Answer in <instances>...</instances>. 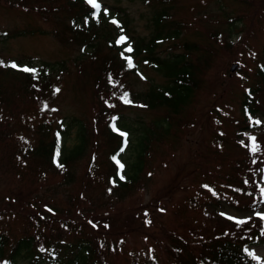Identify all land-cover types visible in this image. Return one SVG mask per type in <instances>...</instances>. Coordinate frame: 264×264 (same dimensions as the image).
<instances>
[{"label": "trees", "instance_id": "trees-1", "mask_svg": "<svg viewBox=\"0 0 264 264\" xmlns=\"http://www.w3.org/2000/svg\"><path fill=\"white\" fill-rule=\"evenodd\" d=\"M137 1L150 14L146 37L137 35L133 20L120 8H116L117 19L123 13L128 21V25L123 22V29L108 24L106 11L94 15L96 10L87 0H0V10L24 15L30 22L21 28H0V44L18 38L51 37L63 47L81 51L71 63L72 71L64 61L39 68L26 66L35 73L23 72L19 66L13 69L10 65L16 61L0 54V177L7 187L0 195V264H111V255L125 250V234L142 229L146 234L150 230L158 234L166 226L148 205H140L137 213L112 215L109 210L149 177L148 173L142 176L150 144L166 139L172 125L184 128L190 122L186 110L201 90L208 65L199 56L193 58L200 53L196 41L183 36L184 26L172 17L170 1ZM203 1L205 5L200 7L209 10L207 0ZM236 1L243 11L219 12L223 27L243 33L239 27L244 19L253 17L251 9L264 20V0ZM121 33L126 40L118 43ZM223 44L228 50L233 48L226 41ZM129 45L131 53L124 51ZM128 56L132 68L127 65ZM138 58L165 83L133 89L132 81L140 76ZM72 72L79 81L90 84L92 104L87 118L58 116L59 108L52 105L55 82ZM252 73L254 80L239 102L235 138L230 143L219 132L210 137L214 151L231 144L237 152L229 169L203 170V180L199 177L197 181L177 176L166 192L152 198L154 205L167 212L162 206L169 191H185L171 209L173 224L166 241L158 243L156 239L159 254L168 264H257L245 248L264 247V221L248 219L237 225L235 220L210 215L222 207L253 213L264 205L257 184L264 156L254 160L252 152H247L250 142L239 141L242 127H255L251 116L264 117V65ZM124 93L131 100L126 107L135 105L152 115L158 111L160 117L148 124L137 119L134 126L136 121L124 114L115 115ZM131 127L139 131L133 141ZM73 131L77 144L65 151V141ZM121 132L127 134V145ZM257 142L264 146V141ZM126 148L134 154L129 165L121 158ZM9 177L14 178V187L8 184ZM201 216L198 220L210 224L200 234L191 231L197 239L177 234L187 219ZM128 255L135 259L131 264H164L156 254L152 258Z\"/></svg>", "mask_w": 264, "mask_h": 264}, {"label": "rangeland", "instance_id": "rangeland-1", "mask_svg": "<svg viewBox=\"0 0 264 264\" xmlns=\"http://www.w3.org/2000/svg\"><path fill=\"white\" fill-rule=\"evenodd\" d=\"M106 6L110 7L113 14L116 13L117 7L124 9L133 20L137 35L146 37L149 31L146 27L147 19L150 14L143 7V4L137 0L129 2L128 0H101ZM173 6L172 17L181 21L183 28V36L190 40L196 41L198 52L193 56H199L201 61H205L208 65L207 72L204 76V83L199 93H197L192 105L186 110L187 118L190 120L184 128L175 127L172 125L168 137L164 140H156L151 143V150L146 157V167L142 177L148 173L149 179L145 182L141 181L139 188L132 192L131 196L121 202H117L109 213L112 215L122 212L137 213L140 205H148L152 214L156 218L162 220L166 225L158 234L150 230V234H146L144 229L129 232L125 234V250L116 251L110 257L111 264H131L135 261L128 253H132L141 258V255L146 254L149 257L159 256L164 264H168L165 256L159 254L158 243L166 241L168 236L167 231L170 230L173 222L171 221V209L178 204L179 196L184 194V188H178L173 192L169 191V196L165 198L166 211H162L158 205H154L152 198L158 194L166 192L167 186L179 176L186 179L197 181L202 175L203 170L210 171H227L230 162L235 157V149L232 145H227L224 150L212 149L209 146L210 137L214 132L222 133L226 138L233 141L236 133L235 125L239 120V102L243 92L247 86H251L253 80L252 71L257 62L264 63V20L261 19V13L256 15L254 9L249 12L253 17L244 19L241 28L243 33L235 30L226 29L221 25L224 20L221 13L223 9L229 13L233 9L239 12L243 11V6L236 0H207L209 10L203 9L200 6L205 5L203 0H168ZM260 0H254L258 3ZM218 5H221L219 8ZM222 8V9H221ZM207 10L211 11V15L207 14ZM219 12H221L219 14ZM120 19V27L123 22L128 25V21L123 19V13ZM264 14V11L262 12ZM111 15L105 20L115 19ZM29 22L26 16L10 11L0 10V28H21ZM112 24L111 22H109ZM119 25V21H118ZM240 34V35H239ZM224 41L228 45H233L231 50H228L224 45ZM240 41V42H239ZM178 45L177 48H180ZM180 52V50H178ZM208 51V52H207ZM79 49L63 47L51 37H34V38H18L0 44V54L9 59H14L22 65H31V67H41L44 64L55 65L57 62L66 64L69 70L72 69L71 63L78 58ZM139 63L141 62L140 58ZM236 63L239 67L238 71L230 73V67ZM140 76L132 81L133 89L145 90L151 83L156 86H161L165 80L156 74L152 69L140 63ZM50 70V67H48ZM72 71V70H71ZM56 89H59L57 92ZM264 101V97H262ZM27 103V102H26ZM92 104V91L89 82L79 81L74 72L67 75L65 79H60L55 82L54 99L52 105L59 108L58 116L68 115L81 118V116L89 117L90 106ZM121 102L119 111L114 114L122 113L130 118L133 123H137V119L145 121L148 124L159 116V112L149 114L144 110H140L137 106H125ZM122 106L126 108H122ZM259 120L261 123L256 124ZM236 121V122H235ZM251 122L255 124L254 129H243L240 131V142H250V137L255 136L258 140L264 141L260 133L264 132V117L254 118L251 116ZM137 125V124H136ZM130 139L133 141L136 138L138 129L131 127ZM244 130V131H243ZM258 143V142H257ZM77 144V136L73 131L70 137L65 141V151H69ZM260 146L259 151L253 153L251 147L247 148L254 155V160L258 161L264 156V146ZM217 152V154H216ZM240 154L244 155V152ZM123 164L129 165L134 159L132 150L126 148L125 153L121 157ZM210 173V172H208ZM205 175V174H204ZM201 178L199 180H201ZM203 180V178H202ZM8 184L10 187L16 185L13 177H9ZM258 189L264 188V169L261 171L260 179L258 180ZM79 187V184H77ZM7 188L0 177V195ZM107 212V211H106ZM257 213L264 214V205H261L257 211L239 212L228 207L215 209L210 215L215 217H233L232 220L259 219ZM223 217V218H224ZM202 216L195 219H187L181 225V230H177V234L184 235L188 240H195L204 229L209 226L210 222L198 220ZM225 218V219H226ZM184 225H187L186 227ZM148 227V225H147ZM158 243H157V241ZM155 247V248H154ZM250 256L264 264V247L256 246L247 248ZM150 258V259H151ZM262 259V260H261ZM19 264H28L24 261H19ZM45 264V263H42Z\"/></svg>", "mask_w": 264, "mask_h": 264}, {"label": "snow or ice", "instance_id": "snow-or-ice-1", "mask_svg": "<svg viewBox=\"0 0 264 264\" xmlns=\"http://www.w3.org/2000/svg\"><path fill=\"white\" fill-rule=\"evenodd\" d=\"M87 3H88L89 5H91V7H92L94 10H96V12L94 13V15L99 13V9L101 8V5L97 2V0H87ZM105 14H107V13L105 12ZM112 23H113V24H116L117 21H116L115 19H113V20H112ZM125 40H126V37H121L120 40L118 41V43L123 42V41H125ZM124 51L127 52V53H131V52L133 51V49H132V47L129 45L127 48L124 49ZM121 55L123 56L124 53L122 52ZM125 59H126V62H127V65H128L129 68L134 67L133 62H132V59H131L130 56L125 57ZM2 63H3V62L0 61V64H2ZM10 67H12L13 69H16V68H18V65H17L15 62H13V63H11ZM20 70H22L23 72H26V73H35V69H31V68H28V67H24V68H22V69H20ZM56 91L58 92L59 89H56ZM120 99H121L122 102L125 103V104H130V103H131V100L128 99V94H127V93H124V94L121 96ZM45 108H47V105H45ZM53 111H54V110H53ZM255 123H256V124H260L261 122H260L259 120H257V121H255ZM112 127H113V130L115 131V130H116V126H115V124H113ZM120 135L124 138V144L127 145V142H128V141H127V134L121 132ZM250 144H251V151H252L253 153L259 151L260 146L258 145V143H257V138H256L255 136L250 137ZM121 151H123V148H121ZM57 156H59V151H57ZM114 159H115V158H114ZM116 162H117V164L119 165L120 169L122 170V169H123V165L120 164V162H119L118 160H117ZM58 166H59V165H58ZM120 179H124L123 175L120 176ZM245 183H248V181H245ZM204 187H207V186H204ZM259 194H260L261 202H264V188H260V189H259ZM249 195H251V193H249ZM49 211H51V210L49 209ZM257 215H258V217H259V219H260L261 221H264V214L257 213ZM228 219H229V220H232V219H234V218H233V217H228ZM236 223H237V225H242V224H246L247 221H245V220H236ZM105 227H107V225H105Z\"/></svg>", "mask_w": 264, "mask_h": 264}, {"label": "water", "instance_id": "water-1", "mask_svg": "<svg viewBox=\"0 0 264 264\" xmlns=\"http://www.w3.org/2000/svg\"><path fill=\"white\" fill-rule=\"evenodd\" d=\"M234 68H235V66H233V67H232L231 71H233V70H234Z\"/></svg>", "mask_w": 264, "mask_h": 264}]
</instances>
